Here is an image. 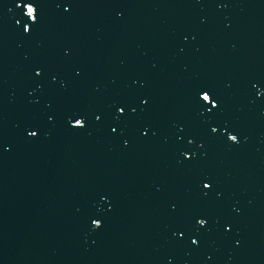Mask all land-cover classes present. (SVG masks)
I'll use <instances>...</instances> for the list:
<instances>
[{
  "label": "water",
  "instance_id": "1",
  "mask_svg": "<svg viewBox=\"0 0 264 264\" xmlns=\"http://www.w3.org/2000/svg\"><path fill=\"white\" fill-rule=\"evenodd\" d=\"M64 2L0 0V264H264V0Z\"/></svg>",
  "mask_w": 264,
  "mask_h": 264
},
{
  "label": "snow or ice",
  "instance_id": "2",
  "mask_svg": "<svg viewBox=\"0 0 264 264\" xmlns=\"http://www.w3.org/2000/svg\"><path fill=\"white\" fill-rule=\"evenodd\" d=\"M23 4V9L25 10V14L28 17V21L30 23H24L22 25L23 28V33L30 35L31 34V28H30V24L32 27L35 26V24L37 23V16L35 15L36 12V5H35V0H27V2H24V0H18L17 3V7L20 6V4ZM59 6V5H58ZM73 4H72V0H65L64 4H63V9L64 11H69L72 8ZM17 23L19 24L20 22L17 21ZM42 73V69L40 67H37L35 69V75L36 76H40ZM253 87H255V85H253ZM259 92H257V96H259ZM196 99L197 100H202L204 101L207 105H210V108H207V111L209 113L212 112V110H217L220 107V102H219V97H215V94L212 92V90L210 88H201L198 89L196 92ZM146 103V99H141L140 100V104L143 105ZM203 107V106H201ZM133 113L136 111V109H132ZM115 112L117 113V116H123L125 114V107L124 106H115ZM74 117V118H73ZM95 119L98 121L100 120L99 116H96ZM86 123V117L82 114L79 113H73L72 116H69L68 118V124L70 126L73 127H83L84 124ZM220 129V131L223 133V135L226 137L227 141L230 142H238V136L236 134H234L232 131L227 130L226 126H220V125H215V126H210V132L212 134L217 133V129ZM113 132L116 131V129H112ZM142 134H144L142 132ZM28 135L30 137H34L37 135L36 131H31L28 133ZM194 142V138H190L188 140V143L191 144ZM183 157L187 158L189 157L190 153L188 151H183L182 152ZM202 184H203V188L204 189H208L211 190L212 188V180L210 177H203L202 178ZM104 197H101V199H103ZM195 221L198 225H205L206 220L204 218H195ZM91 224L93 227L98 228L101 224H102V220L101 219H92L91 220ZM225 227L227 228L228 226L225 225ZM191 243L193 245H196L198 243V240L196 238H193L191 240Z\"/></svg>",
  "mask_w": 264,
  "mask_h": 264
}]
</instances>
